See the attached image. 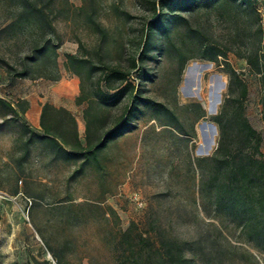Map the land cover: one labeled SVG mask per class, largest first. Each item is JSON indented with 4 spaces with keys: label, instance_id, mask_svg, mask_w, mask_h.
I'll return each mask as SVG.
<instances>
[{
    "label": "rangeland",
    "instance_id": "rangeland-1",
    "mask_svg": "<svg viewBox=\"0 0 264 264\" xmlns=\"http://www.w3.org/2000/svg\"><path fill=\"white\" fill-rule=\"evenodd\" d=\"M35 1L52 21L54 32L47 38L57 47V69L38 60L34 78L22 79L0 68V99L18 111L14 115L0 104V264H114L120 234L131 224L142 232L191 243L190 255L202 259L198 264H264V254L239 240L233 228H221L198 194L195 161L216 148L218 131L211 118L227 90L225 62L194 58L182 67L173 52L162 48V35L155 32L150 60L143 65L150 80L139 83L131 60L152 17L154 0ZM4 3L0 0V29L6 25ZM182 15L189 24L174 28L177 47L190 48L197 40L213 44L226 51V62L243 74L248 85L246 116L262 136L264 160L260 88L244 58L254 51L264 53V0L237 10L202 8ZM90 21L106 30L105 42ZM189 26L197 37L189 35ZM26 38L27 31L0 34V57L18 70L28 50L21 47ZM67 54L90 61L78 69L77 79L79 95L92 102L87 116L91 137L111 128L129 104V96L108 104L100 101L98 92H107L100 65L129 73L127 81L160 106L141 107L133 129L95 158L61 162L45 154L44 142L34 136L39 132L18 102L24 106L27 97L41 105L45 97L71 91L74 74L64 66ZM44 72L60 80L39 77ZM197 104L205 111L202 119L191 106ZM86 120L83 115V145Z\"/></svg>",
    "mask_w": 264,
    "mask_h": 264
},
{
    "label": "trees",
    "instance_id": "trees-1",
    "mask_svg": "<svg viewBox=\"0 0 264 264\" xmlns=\"http://www.w3.org/2000/svg\"><path fill=\"white\" fill-rule=\"evenodd\" d=\"M6 25L0 29L2 32L26 33V41L21 47L28 46L27 52L20 59L21 69L18 70L0 57V68L4 69L9 77L34 78L37 61L42 60L43 65L57 69V52L53 40L47 38L53 33L51 19L47 16L44 7L35 0H3ZM254 0H154L151 3L152 17L141 30L139 49L135 58L131 60V70L137 71L140 82H148L150 75L143 65L150 60V46L152 35L160 32L163 38V47L169 53H174L183 67L190 59L199 58L209 61L225 62V72L228 75V84L225 96L218 113L211 118L215 124L218 137L216 148L210 156L197 158L196 168L199 171L198 194L202 200L204 210L206 204L210 208L212 217L218 221L221 228H233L237 238L252 244L264 254V160L261 151L262 136L253 128L246 116V102L248 98V85L242 73L234 70L226 62L228 53L221 51L213 44L204 45L203 40L193 42L192 47H177L174 42V28L181 25L188 26L189 22L183 13L192 14L195 11L207 8L230 11L240 9L242 6H253ZM2 17V16H1ZM98 33L101 43L107 39V33L95 21H90ZM189 35L197 37V30L188 27ZM22 51H20L21 53ZM29 55H31L29 57ZM251 73L258 80L260 88L261 119L264 124V53L251 52L246 57ZM89 60L80 59L75 54H67L64 66L66 70L78 77V69ZM44 67V68H45ZM103 70L102 80L107 92H98V98L104 104L118 102L129 96V104L124 114L114 122L111 128L105 131L97 130L91 137L89 134L91 122L88 119L91 99L79 95L76 105L87 107L83 111L86 120L85 145L79 140L76 122L67 112L61 110L58 114L50 115V124L45 125L44 118L48 116L53 106L45 104L41 116L42 135H34L38 139H47L53 145L60 158H95L96 154L104 150L108 144L126 132L133 129L132 120L141 107H159L154 101L144 98L139 85L127 81L129 73L119 68L100 65ZM46 72V71H45ZM41 73L39 77L51 81H59V75ZM0 104L7 106L17 115L18 111L13 105L0 99ZM19 105L22 114H25L28 104ZM198 111L197 119L206 116L200 105H191ZM63 119H67L70 126ZM63 145L68 146L65 150ZM1 219V216H0ZM219 230V234H221ZM118 253L114 264H198L202 259L193 251L191 243L181 241L164 233L142 232L135 224H131L121 232L118 242ZM203 252V248L201 247Z\"/></svg>",
    "mask_w": 264,
    "mask_h": 264
},
{
    "label": "crops",
    "instance_id": "crops-1",
    "mask_svg": "<svg viewBox=\"0 0 264 264\" xmlns=\"http://www.w3.org/2000/svg\"><path fill=\"white\" fill-rule=\"evenodd\" d=\"M78 77L74 76L72 80V89L65 95H59V96H52V97H45L41 101V105L37 101L31 102L29 99L26 97V102L28 104L27 110L25 112V116L27 120L30 123V126L34 128L35 131L39 132L37 133L38 136L42 135V128H41V116H42V110L43 106L47 103L53 106V110L49 111L48 116L44 118V123L45 125L50 124V115H55L58 114L57 112L64 110L67 112L68 115H66L67 119L69 117H72V119L76 122L77 125V130H78V136L79 140L83 145V140H82V133H84L85 126L83 124V111L85 107L83 105H76V98L79 96V90H78ZM64 83H66L65 80H63ZM29 100V101H28ZM69 121V120H67ZM68 123L66 122V125ZM41 141L44 142L43 150L46 151L45 154L47 153L48 155H51L52 157L57 156V152L55 148L53 147L52 144L47 139H41ZM63 148L65 150H69L68 146H64ZM68 158H61V162H64Z\"/></svg>",
    "mask_w": 264,
    "mask_h": 264
}]
</instances>
